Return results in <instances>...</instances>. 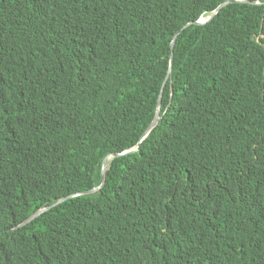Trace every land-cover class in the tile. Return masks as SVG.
Masks as SVG:
<instances>
[{
	"label": "trees",
	"instance_id": "trees-1",
	"mask_svg": "<svg viewBox=\"0 0 264 264\" xmlns=\"http://www.w3.org/2000/svg\"><path fill=\"white\" fill-rule=\"evenodd\" d=\"M224 1L0 0V264H264V0Z\"/></svg>",
	"mask_w": 264,
	"mask_h": 264
},
{
	"label": "water",
	"instance_id": "water-1",
	"mask_svg": "<svg viewBox=\"0 0 264 264\" xmlns=\"http://www.w3.org/2000/svg\"><path fill=\"white\" fill-rule=\"evenodd\" d=\"M232 1H236V0H226V1H224L223 3H221L220 5H218V6L216 7V9H214L212 12H210L207 18H205V19H201V18H202V16H201L198 20L194 21V23H197V24H204V23L210 21V20L213 18V16L218 12V10H219L220 8H222L224 5H226L227 3L232 2ZM176 35H177V33L174 35V37H173V39H172V41H171V43H170L171 54H170V64H169V70H168V73H169V74L171 73V65H172V59H173V47H174V43H175ZM158 109H159V105H158L157 108H156V112H157ZM159 117H160V115L158 116V115L155 114L154 119L152 120V122H151V123L148 125V127L144 130V132H143V134H142V136H141V139H143V138L148 134V132H149V131L155 126V124L157 123ZM141 139H140V141H141ZM140 141H139L138 145L140 144ZM138 145H137L136 147L130 148V149L125 150V151L120 152V153H109V154H107V155L103 158V160H102V164H103V163H107L108 161H110V160H111L113 157H115V156L122 155V154H126V153L133 152V151L137 150ZM107 170H108V166H106L105 168H103V166H102V172H101L102 180H101L100 185H98V186H96V187H93V188H91V189H88V190H85V191H82V192L76 193V194L67 195V196H65V197H62V198L58 199L56 202H54V203H52V204H50V205H48V206H45V207L39 208V209H37L34 213H32L28 218H26L23 222H21L19 225H17V226L14 227V228H18L19 226H23V225L29 223L30 221H32L36 216H38V215L41 214L42 212H44V211H46V210L52 208L53 206L57 205V204L60 203L61 201L66 200V199H68V198H70V197H72V196H74V195L88 194V193H92V192H94V191L100 189V188L104 185V183H105L106 172H107Z\"/></svg>",
	"mask_w": 264,
	"mask_h": 264
},
{
	"label": "bare ground",
	"instance_id": "bare-ground-1",
	"mask_svg": "<svg viewBox=\"0 0 264 264\" xmlns=\"http://www.w3.org/2000/svg\"><path fill=\"white\" fill-rule=\"evenodd\" d=\"M201 19H205V17L204 16H202V18ZM158 111H159V109L157 110V112H156V115H158ZM102 166H103V168H105L106 166H107V163H103L102 164Z\"/></svg>",
	"mask_w": 264,
	"mask_h": 264
},
{
	"label": "rangeland",
	"instance_id": "rangeland-1",
	"mask_svg": "<svg viewBox=\"0 0 264 264\" xmlns=\"http://www.w3.org/2000/svg\"><path fill=\"white\" fill-rule=\"evenodd\" d=\"M208 15H209V14H206V15H203V16H204L205 18H207V17H208Z\"/></svg>",
	"mask_w": 264,
	"mask_h": 264
}]
</instances>
